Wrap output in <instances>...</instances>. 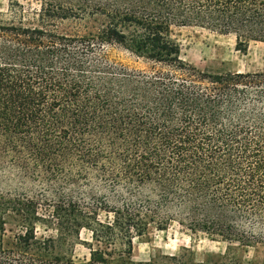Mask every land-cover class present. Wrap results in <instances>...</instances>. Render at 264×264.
<instances>
[{"label":"trees","instance_id":"obj_1","mask_svg":"<svg viewBox=\"0 0 264 264\" xmlns=\"http://www.w3.org/2000/svg\"><path fill=\"white\" fill-rule=\"evenodd\" d=\"M172 26L234 36L245 53L264 43V0H8L0 169L54 197L0 192V264L257 263L237 251L264 248V71L187 64ZM109 48L150 69L112 61ZM172 221L225 243L224 253L134 262V238ZM38 225L54 234L38 238Z\"/></svg>","mask_w":264,"mask_h":264},{"label":"rangeland","instance_id":"obj_2","mask_svg":"<svg viewBox=\"0 0 264 264\" xmlns=\"http://www.w3.org/2000/svg\"><path fill=\"white\" fill-rule=\"evenodd\" d=\"M27 11L37 8L36 4L23 3ZM0 13L8 14V0H0ZM170 39L179 46L180 57L187 64L201 70L221 72H259L264 71V43H250L245 53L235 50L234 36L220 35L216 32L198 27L172 26ZM110 59L127 68L148 71L150 64L136 59L127 52L118 48H109ZM0 192L12 196L31 197L39 200H51L54 193L37 180L24 176L15 169H0ZM100 197V190L95 191ZM41 206L43 213V207ZM47 210H50L48 207ZM54 232L38 225L36 236L48 237ZM82 239L89 240V233L83 231ZM226 244L219 240H212L210 236L196 232L192 233L172 221L163 230L150 226L147 234L132 241V260L147 262L158 256H173L184 254L194 263L215 260L225 251ZM186 250V251H184ZM237 255L245 262L255 259L256 264H264V248L254 253L249 249L246 253L237 251ZM74 258L82 261L88 257L85 247L77 245L74 249Z\"/></svg>","mask_w":264,"mask_h":264}]
</instances>
